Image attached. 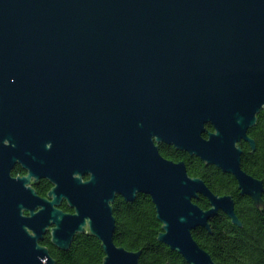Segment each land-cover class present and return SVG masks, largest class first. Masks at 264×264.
I'll return each instance as SVG.
<instances>
[{
    "label": "water",
    "instance_id": "1",
    "mask_svg": "<svg viewBox=\"0 0 264 264\" xmlns=\"http://www.w3.org/2000/svg\"><path fill=\"white\" fill-rule=\"evenodd\" d=\"M262 107L264 0H0V264H56L46 231L63 249L92 233L101 264H139L143 246L114 241L111 205L137 192L154 203L158 240L216 264L191 230L212 233L218 210L241 226L234 198L158 143L232 173L262 210L239 144L255 148L247 129ZM16 163L26 172L12 174Z\"/></svg>",
    "mask_w": 264,
    "mask_h": 264
},
{
    "label": "trees",
    "instance_id": "2",
    "mask_svg": "<svg viewBox=\"0 0 264 264\" xmlns=\"http://www.w3.org/2000/svg\"><path fill=\"white\" fill-rule=\"evenodd\" d=\"M207 130H212L206 123ZM205 131L203 134L206 135ZM248 134L255 141V148L241 140V166L252 175L261 178L264 184V107L256 114V121L248 127ZM161 154L173 160L183 159L190 175L200 176L214 192L230 193L234 198V209L241 221V226L233 223L222 210L209 218L208 228L196 226L192 235L201 247L206 249L216 264H264V206L262 210L248 194H242L232 173L223 171L213 163H206L200 157L178 149L172 144L159 142ZM26 170L15 164L11 173L23 174ZM40 195H45L51 182L42 177L33 184ZM193 200L202 208L209 206L208 199L199 194ZM264 202V189L262 192ZM115 216L114 241L129 249H141L139 264H190L183 256L171 249L166 243L158 240L161 221L156 217L154 203L149 194L137 192L135 198L125 200L117 194L111 202ZM59 207L64 211L71 210L65 200ZM39 242L48 247L56 264H101L104 251L100 239L92 233L77 231L68 248L63 249L51 241L46 231Z\"/></svg>",
    "mask_w": 264,
    "mask_h": 264
},
{
    "label": "flooded vegetation",
    "instance_id": "3",
    "mask_svg": "<svg viewBox=\"0 0 264 264\" xmlns=\"http://www.w3.org/2000/svg\"><path fill=\"white\" fill-rule=\"evenodd\" d=\"M16 164H17V163H16ZM18 164H19V163H18ZM84 177H85V176H84ZM51 185H52V183H51ZM63 200H65V199H63ZM63 200H62V201H63ZM72 210H73V208H71V210H69V211H72Z\"/></svg>",
    "mask_w": 264,
    "mask_h": 264
}]
</instances>
